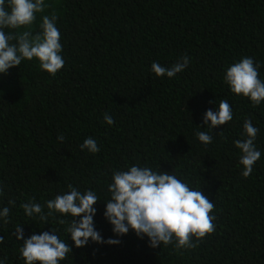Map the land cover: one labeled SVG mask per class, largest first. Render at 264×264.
Wrapping results in <instances>:
<instances>
[{
    "label": "trees",
    "instance_id": "trees-1",
    "mask_svg": "<svg viewBox=\"0 0 264 264\" xmlns=\"http://www.w3.org/2000/svg\"><path fill=\"white\" fill-rule=\"evenodd\" d=\"M44 12L27 28L42 33L43 16H57L65 63L55 76L39 61L0 73V264H25L15 235L53 230L72 252L60 264H264V102L253 106L231 92L227 69L244 57L259 65L264 81V0H45ZM7 8V0L5 3ZM185 54L188 67L157 77L153 62L171 68ZM228 100L233 119L207 128L204 115ZM114 120L108 125L104 115ZM259 129L261 153L251 175L242 176L245 120ZM205 131L212 143L196 136ZM222 132V134H221ZM63 136L60 141L58 136ZM92 137L99 152L80 145ZM131 166L175 175L214 204L215 231L194 249L150 247L130 229L117 236L105 218L115 171ZM71 184L96 192L94 227L103 239L77 248L67 225L80 217H29L21 205L64 194ZM9 200L15 203L9 204Z\"/></svg>",
    "mask_w": 264,
    "mask_h": 264
},
{
    "label": "clouds",
    "instance_id": "clouds-1",
    "mask_svg": "<svg viewBox=\"0 0 264 264\" xmlns=\"http://www.w3.org/2000/svg\"><path fill=\"white\" fill-rule=\"evenodd\" d=\"M5 3L6 0H0V73H7L9 69L19 66L22 60L36 58L42 70L55 76L65 63L60 55L62 45L56 27L57 16H43L41 34L33 36L27 30L6 33L4 29L19 30L31 26L36 20V13L44 12L47 5L45 0H7L6 8ZM189 63V57L185 54L171 68L153 62L151 70L157 77L167 75L172 78L183 72ZM258 67L253 58L244 57L230 66L224 77L231 92L250 98L254 107L264 102V81L259 78ZM232 119V108L228 100L223 99L217 111L209 109L206 112L204 124L213 129ZM104 120L108 125L114 123L109 114L104 115ZM243 127L247 139L234 143L242 153L239 163L243 166L242 176L247 178L261 153L254 144L259 129L253 126L250 119L245 120ZM196 136L204 145L212 143V136L205 131L197 132ZM58 139L63 141L64 137L61 135ZM80 148L93 154L100 150L92 137L84 140ZM68 188L70 191L47 201V213L39 203H23L21 207L27 216H38L45 224L49 217L55 218L57 213L80 217L79 220L72 219L70 224L65 219L58 221L61 225H67L65 231L77 248L86 246L89 240L110 245L120 243L111 238L105 241L94 227L93 217L97 211L94 205L99 201L96 192L89 189L82 193L71 184ZM109 192L111 198L106 202L104 215L113 225V232L117 236L126 235L132 229L140 238L146 235L152 248L175 242L174 247L179 250L194 249L197 247L194 238L198 242L215 231V217L211 215L214 204L202 191L191 189L168 172L157 173L139 166H131L127 171H115ZM14 203V200H9V204ZM9 211L8 207L0 211V218L5 224L9 223ZM15 235L23 241L20 253L25 264H60L72 252V248L54 230L51 233H34L25 239L23 228L17 227ZM0 242H3V237H0Z\"/></svg>",
    "mask_w": 264,
    "mask_h": 264
}]
</instances>
